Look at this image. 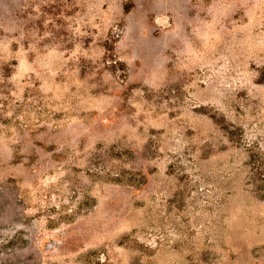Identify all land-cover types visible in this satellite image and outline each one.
I'll list each match as a JSON object with an SVG mask.
<instances>
[{
  "label": "rangeland",
  "instance_id": "1",
  "mask_svg": "<svg viewBox=\"0 0 264 264\" xmlns=\"http://www.w3.org/2000/svg\"><path fill=\"white\" fill-rule=\"evenodd\" d=\"M0 264H264V0H0Z\"/></svg>",
  "mask_w": 264,
  "mask_h": 264
}]
</instances>
